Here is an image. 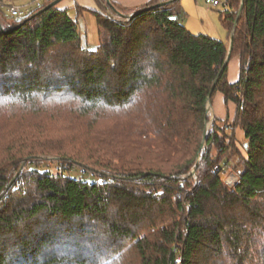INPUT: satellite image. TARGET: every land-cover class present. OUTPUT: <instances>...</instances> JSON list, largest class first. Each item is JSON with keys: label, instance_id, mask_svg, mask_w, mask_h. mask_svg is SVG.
<instances>
[{"label": "trees", "instance_id": "16d2710c", "mask_svg": "<svg viewBox=\"0 0 264 264\" xmlns=\"http://www.w3.org/2000/svg\"><path fill=\"white\" fill-rule=\"evenodd\" d=\"M5 1L0 264H264V0L219 12L226 43L190 33L182 0H97L96 51L60 0L20 20ZM215 83L241 143L223 142L227 119L206 133Z\"/></svg>", "mask_w": 264, "mask_h": 264}, {"label": "rangeland", "instance_id": "374dc122", "mask_svg": "<svg viewBox=\"0 0 264 264\" xmlns=\"http://www.w3.org/2000/svg\"><path fill=\"white\" fill-rule=\"evenodd\" d=\"M27 2L30 0H20V2ZM183 9H185L186 17L183 21L184 26L188 29L190 33L193 35H206L213 39L227 42L228 41V31L226 30L223 20L221 19V14L219 12H223L221 10L210 9L207 5H205L201 0H182L181 2ZM184 5V6H183ZM38 9V8H37ZM78 28L82 36L84 46H90L95 48L99 44V37H98V25L96 18L92 15H87V17L77 18ZM234 64H230V71L233 68ZM211 102L208 104V115L210 117V121L208 123V130L212 127L214 123V116H213V107L216 113L218 112V106L216 102L213 103V107L211 106ZM235 115V114H234ZM233 115V118H234ZM227 123L223 124V130L227 134L222 138L223 142L226 144H232L237 140V142H243V133L241 129L238 128L236 125V117L234 121H230L229 118L227 119ZM223 123L226 122L222 121ZM236 138V140H235ZM225 140V141H224ZM231 145V146H232ZM233 148V147H232ZM230 148L229 151V160L225 161V166L223 164L224 173L222 177L225 183L229 186L228 181L232 179V177H237L240 175V168L236 164L234 160V153L233 149ZM206 147H204L205 152ZM203 152V153H204ZM229 164L231 168L228 167ZM55 166V165H54ZM227 166V167H226ZM53 169V167H52ZM56 168L52 170L55 172ZM73 176L78 177L82 176L84 179L89 181H95L98 184V190L102 195H106L108 193V188L103 183V180L98 177H91L90 175H83L82 173L76 170L73 173ZM230 188L234 186H229Z\"/></svg>", "mask_w": 264, "mask_h": 264}, {"label": "crops", "instance_id": "0c3cea01", "mask_svg": "<svg viewBox=\"0 0 264 264\" xmlns=\"http://www.w3.org/2000/svg\"><path fill=\"white\" fill-rule=\"evenodd\" d=\"M152 0H109L111 4H114L124 10L134 11L144 5H147ZM30 1L20 2V0H7L6 3L15 4L18 6H26ZM184 6V5H183ZM58 8L61 10H68L69 15L73 18H85L87 15H91L88 11H99V6L97 0H60ZM185 10V9H184ZM234 64L230 71V64ZM229 64V74L228 79L231 84L236 83L240 77V59L236 58ZM216 102L218 106V112L214 110L213 103ZM213 107V116L221 121H225L229 118L230 121H234L237 114V106L233 102H229L226 106L224 101V95L222 93H217L214 101L211 103ZM235 114V115H234ZM234 115V118H233Z\"/></svg>", "mask_w": 264, "mask_h": 264}, {"label": "built area", "instance_id": "2783aa9c", "mask_svg": "<svg viewBox=\"0 0 264 264\" xmlns=\"http://www.w3.org/2000/svg\"><path fill=\"white\" fill-rule=\"evenodd\" d=\"M46 0H31V2L26 6H18L11 3H3L2 7L6 10L7 14L11 17L20 20L27 16L29 13L33 12L35 9L41 7L42 2ZM48 1V0H47ZM210 9L221 10L223 12L229 11L232 0H201ZM239 179L237 177H232L228 181L229 186H234Z\"/></svg>", "mask_w": 264, "mask_h": 264}, {"label": "water", "instance_id": "95a60500", "mask_svg": "<svg viewBox=\"0 0 264 264\" xmlns=\"http://www.w3.org/2000/svg\"><path fill=\"white\" fill-rule=\"evenodd\" d=\"M57 3H58V1L54 2L52 5H56ZM241 10H242V8H241ZM176 19H177L176 17L172 18V20H176ZM232 39H233V36L231 37V40H232ZM90 50H91V51H96V48H91ZM231 50H232V43L230 44L229 52H231ZM229 60H230V55H228V57H227L226 63H225V65H224V68L227 66ZM221 73H222V72H221ZM215 86H216V83H215L214 87H213L212 90H211V94H210V96H209V103H210V98H211V96H212V92L214 91ZM207 131H208V124H207V127H206V133H207Z\"/></svg>", "mask_w": 264, "mask_h": 264}]
</instances>
